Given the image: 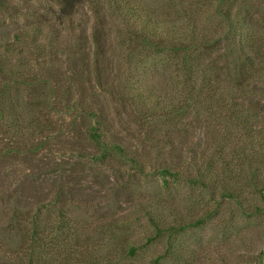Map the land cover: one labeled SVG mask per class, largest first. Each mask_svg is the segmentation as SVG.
I'll return each instance as SVG.
<instances>
[{"label": "rangeland", "instance_id": "rangeland-1", "mask_svg": "<svg viewBox=\"0 0 264 264\" xmlns=\"http://www.w3.org/2000/svg\"><path fill=\"white\" fill-rule=\"evenodd\" d=\"M1 1L0 264H264V157L226 119L244 106L264 138V0L228 1L232 22L219 0ZM204 77L226 100L194 101ZM35 221L49 247L30 261Z\"/></svg>", "mask_w": 264, "mask_h": 264}, {"label": "trees", "instance_id": "trees-1", "mask_svg": "<svg viewBox=\"0 0 264 264\" xmlns=\"http://www.w3.org/2000/svg\"><path fill=\"white\" fill-rule=\"evenodd\" d=\"M79 0H61V5H62V12H64V15L65 16H70L73 12V10L75 9L77 3H78ZM228 1L231 2L232 0H219L218 3H217V7L219 10H221L222 6L224 4H228ZM4 5V3L1 1L0 2V11H2V5ZM220 12H223L221 14L222 18L225 19L226 22H232V8H230L229 6L224 9V10H221ZM183 22L184 23H189L190 25H192V27H190V31L186 29V32L188 31L189 33H191L192 35V40L193 42H197L198 44L203 40L202 44L205 45V43L209 40L206 36H202V37H199V34L196 32V28H195V25H196V20H198L199 18V13H196V14H193L191 12H183ZM246 18H250L249 16L247 15H244L242 17V19H240V21L242 22H246ZM154 25V24H152ZM175 26H172V29H170L171 32H173V28ZM182 27H179V28H175V32L176 34H180L179 32H182L183 34H185L186 32H184V29H181ZM33 31V35L34 36H37L40 32L42 33V30L40 28V26H36L32 29ZM238 29L234 32V35H236ZM228 33H232L231 31L228 32ZM21 34V33H19ZM16 35L14 37V41L16 42H19L22 37L20 35ZM197 37V38H196ZM200 40V41H199ZM161 41V40H160ZM9 43L6 41L5 43V48H4V52H9L10 50L12 51L13 50V46H14V43ZM34 44H37V41H34ZM196 44V43H195ZM201 44V43H200ZM208 44V43H207ZM181 46L180 47H183V43L181 42L180 44ZM190 46V44H186V46L184 48H188ZM208 46V45H207ZM210 47V46H209ZM39 48V51L41 53V48L38 47V45L35 46V49ZM43 49V48H42ZM191 53L196 50V46L195 48H191ZM44 52V51H43ZM45 53V52H44ZM238 56L237 57V61H241L245 64V66H249L252 62V60L250 58H244L242 57V55L240 53H238ZM184 61H190L189 57L187 54H184ZM187 70H188V79H187V82H188V85L192 88V86H194V83L196 81V79L193 81V72H192V69L191 67L189 68L188 66L186 67ZM1 71V70H0ZM242 72H244V70H242ZM205 79V77H204ZM239 80V79H237ZM42 83H44V86L46 84L45 81H42ZM239 81L235 82V84L242 87L241 83L239 85ZM27 85H30L27 83ZM43 86V87H44ZM202 89L200 91V93L196 96H194V101L195 102H199V99H210L211 101L214 100V99H217L218 102H221L222 100H226L225 97H227L229 94H220L218 92V90L213 86V81L212 79H205L204 81H202ZM239 90L238 88L236 89V91ZM49 94V93H48ZM44 96L48 97V95L44 94ZM51 98V97H50ZM49 98V99H50ZM232 99H235V98H232ZM234 100H232L233 102ZM199 104V103H198ZM159 103L157 104H154V106H158ZM227 106H230V109H227L226 110L228 111V115L226 116V119H227V122L229 123H235V122H242L243 124V131H244V134L243 136L247 139L246 140V143L248 144H253L251 147L253 149V147L255 146H260V150H259V157L263 156L264 157V138L260 135H256V133L252 130V127H249L246 122L243 120L244 119V114H246V109H244V106L243 107H240V105H238L237 103H233V104H229ZM175 110V108H174ZM173 110V111H174ZM97 128H95L93 131H91V136L96 139V141L98 142L99 145L102 146V152H103V155H104V152H108L109 150L113 149V150H119L121 151V148L119 146H116V145H109V143H104L102 141V134L99 132H97ZM247 146V144L245 145ZM244 147V146H243ZM249 148V147H248ZM247 147H244V148H240V150H237L236 151H233V155L231 159H234L237 160L241 157L242 154L244 155H247ZM234 161V160H232ZM232 161H228V162H225L224 160H222V167L224 168V173L225 174H229V172H231V170L234 168L233 167V162ZM208 169L210 170H213V174L215 175V179L213 180L214 183H217V184H223L224 186V196L225 198L227 199H230L232 200L234 198V195H233V191H231L228 187H230V184H231V181H230V178L228 177L226 179V177H224V179L220 178V175L218 174L217 171H215L214 169V165H209L208 166ZM167 171H165L167 174L170 173V171L168 169H166ZM232 179V178H231ZM240 205H242V202L240 203ZM152 222L154 223V225L156 224L155 221L153 220V218L151 219ZM31 229L28 228L27 232L25 233V238H24V242H23V246L22 248L24 249V252L26 253V255H28L29 257V260L31 261L33 259V256L36 255V258H40L41 254H42V249H48L49 245L48 246H43V239H47L49 238L47 235L43 234L42 236V233L39 231L38 229V224L37 222L35 221L34 223H31ZM156 226V225H155ZM62 230H65L64 226H63V221L61 223H59L58 227H56L55 229V233H61ZM50 234V232L48 233V235ZM50 239H48L49 241Z\"/></svg>", "mask_w": 264, "mask_h": 264}]
</instances>
